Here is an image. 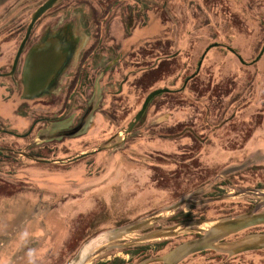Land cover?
<instances>
[{
  "label": "flooded vegetation",
  "instance_id": "1",
  "mask_svg": "<svg viewBox=\"0 0 264 264\" xmlns=\"http://www.w3.org/2000/svg\"><path fill=\"white\" fill-rule=\"evenodd\" d=\"M44 1L0 0V174L22 170L21 165L27 158L19 153L21 151L43 157V148H52L64 140L85 135V141L117 142L116 146L105 148L113 151L134 147L135 143L167 142L174 144L176 148L183 146V149H187L191 143L202 145L210 141L211 144L219 143L224 153L228 154L227 158L234 159L236 149L233 146L225 148L223 141H234L235 131L232 129L224 134L222 128L231 120L237 99H243L242 95L246 93L244 88L234 92L235 86L243 80L249 81L248 77L251 75L249 70L234 69V58L247 66L252 60H244L241 51L235 47L238 44L234 43L236 38L233 28L229 27L231 23L224 22L227 32L223 35L221 30L224 28H220L223 23L192 22L194 13H189L186 7L192 0H163L162 6L167 9L168 5L171 13L172 10L175 13L176 5H184L180 9L184 11L186 18L190 17V21L187 19L185 22L163 19V14L156 12L155 0H147L148 4L132 0L136 6L127 9L125 5L122 10L125 11L124 14L119 12L121 0H97L95 4L91 0H57L36 17L29 27L32 13ZM194 2V5L197 4L196 10H200L198 12L211 14L212 17L219 15L217 8H225L228 15H233V0ZM75 3L86 5L92 13L90 22H72ZM242 3L243 9L249 11L246 0ZM92 4L98 8H92ZM114 5L117 8H113ZM112 9L118 13V23L105 22ZM153 14L161 21L150 22ZM206 28L216 33L208 38L209 41L196 55L193 70L190 73L178 71L176 64L179 61L186 64L193 56L189 54L188 57L185 51L196 46L195 33ZM245 40L247 38L243 40V44H249V37L248 42ZM44 41H58L59 49L66 54V58L50 85L28 94L25 92L28 55L32 48ZM172 48L179 51L178 58L173 59L176 55L171 53ZM215 48L224 53L216 59L215 68H221V63L224 70L227 69L225 79L228 80V85L219 92L215 91L219 71L214 70L211 76H206L203 72L206 64L215 59ZM226 59L230 63L224 66L228 63ZM197 80L201 83H197L196 89H189L190 82ZM157 88L166 90L148 101L129 132L120 134L121 130L117 129L122 127L123 117L130 114L128 111H133L124 126L126 128L127 123L141 108L146 95ZM162 94L174 95L177 101L171 104L164 101L155 105V99ZM124 96L128 98L122 101ZM213 97L221 99V112L214 106L216 101L213 102ZM241 103L242 107L247 104L244 101ZM87 113L86 121L74 134L45 140L46 144L39 138L44 129L61 132L75 128ZM96 116L103 120L108 118L110 126H115V129L107 135L105 128H94L91 122L95 123L99 119ZM240 140L241 150L245 151L249 136ZM127 142L130 144L120 149ZM47 143L53 145L48 146ZM191 158L195 159L193 156ZM4 165H7L6 168L2 167ZM184 216L182 219H189L188 213ZM252 232L264 231H248L243 234ZM240 233L241 231L234 234ZM182 234H189L188 239L199 235L198 232ZM236 237L238 236H229L224 240ZM24 239L22 234H9L0 242V264H12L16 259L18 262L21 260V252H25V247L21 246ZM16 254L19 255L16 257ZM186 259L187 257L178 264H185Z\"/></svg>",
  "mask_w": 264,
  "mask_h": 264
},
{
  "label": "rangeland",
  "instance_id": "2",
  "mask_svg": "<svg viewBox=\"0 0 264 264\" xmlns=\"http://www.w3.org/2000/svg\"><path fill=\"white\" fill-rule=\"evenodd\" d=\"M96 1L91 0L94 4ZM141 1L147 3V0ZM242 1L233 0V15H228L225 8H217L219 13L217 17L198 12L200 10H196L197 4L194 5V0L186 4V7L189 13H194L192 22L196 24L207 21L223 23L220 27L224 28L221 30L223 35L227 32L224 22L231 23L229 27L233 28L236 38L234 43L238 44L235 47L241 51L244 60L251 61L264 41V0H246L249 11L243 9ZM120 2L122 4L118 7L121 8L119 10L121 14L125 13L122 11L125 5L127 9L136 6L132 0ZM154 3L156 12L165 17L163 19L168 21L172 19L174 22H185L187 19L190 21V17L186 18L184 11L180 9L184 5H176L175 13L173 10L171 13L168 5H166L167 9L162 6L163 0H155ZM91 6L96 7L93 4ZM113 8L117 6L114 5ZM109 12L105 22L118 23L120 19L117 11L112 9ZM91 16L92 13L86 5L75 3L74 13L71 15L73 23L90 22ZM215 33V31H208L207 28L195 33L196 46L185 51L188 57L193 56L186 64L179 61L176 64L178 71L190 73L193 70L196 55L209 41L208 38L215 36ZM248 37L249 44L244 45L243 40L247 38L245 42H248ZM213 50L215 59L206 64L203 72L206 76H211L214 70L219 71V77H217L219 82L215 86V91L219 92L228 85V80L225 79L227 69L224 70L221 63V68H215L216 59L224 53L217 48ZM170 51L174 56L176 55L173 59L180 55L177 48H172ZM226 62L224 66L229 65V59H226ZM234 63V69L249 70L251 73L248 77L249 81L243 80L235 86L234 92L242 91L244 88L246 93L242 95L243 99L241 97L237 99L238 103L234 108L236 110L232 113L233 116L230 117L231 120L222 128L224 134L232 129L235 131L234 141H223L225 148L233 146L236 149L234 159L227 158L228 154L224 153L219 143L211 144L210 141L203 143L204 145L191 143L187 149H183V146L176 148L174 144L167 142L135 143L134 147L123 149L130 144L127 142L122 144L121 151L104 149L94 155L62 164L36 163L27 158L21 165L22 170L12 174H0V242L9 234H22L25 237L21 245L25 247V252H21L23 255L19 262L16 259L12 264H54L55 261L56 264H67L79 247L90 237L155 212L182 197L199 202L234 194L240 189L264 191V52L258 60L248 66L241 64L237 58H234ZM197 83H201L200 80L191 81L188 88L195 90ZM125 98L128 97L124 96L122 101ZM213 98V102L216 101L214 106L222 107L221 99ZM164 101L171 104L177 99L174 95L162 94L154 102L156 105ZM243 101L247 103L244 107L241 103ZM240 107L245 109L240 111ZM221 109L219 108L220 112ZM128 113L130 114L123 117V125L117 131L125 128L133 111L130 110ZM155 118L157 119L158 116L156 115ZM92 123L94 128L96 126L102 130L105 128L107 135L115 129V126H110L108 118L105 120L99 118L95 120V123L91 122V125ZM120 132L122 134L124 131ZM248 136L249 143L246 145V150L242 151L240 139H246ZM85 138L87 135L64 140L52 148H43V156L44 158L46 156L48 158L71 157L93 149L103 142L85 141ZM43 143L46 144L45 140ZM113 143L115 142L109 144ZM192 156L195 159H192ZM6 166L2 167L6 168ZM234 166L239 168L222 173L225 169ZM200 189L201 191H198ZM258 201L259 197L252 193H245L228 199L185 203L173 211L162 212L161 219L153 222L149 227L136 230L115 242H127L148 230L182 221L213 220L235 215L245 212L248 208L251 209ZM187 213L189 219H182ZM180 217L182 220H178ZM202 226L206 227L208 223ZM258 228L263 227L258 226ZM188 235L178 234L136 245L114 247L94 257L89 264H108L112 261L115 262L114 264H127L129 261L136 264L145 256L163 254L177 243L188 239ZM243 235L237 234L238 237ZM242 253H238L237 257L229 256L230 258L225 254L229 259L223 264H237L239 261L245 264V254L248 257L252 252ZM18 255L16 254V257ZM204 260L203 256H195L189 258L185 264H209L207 260ZM150 264H157V262Z\"/></svg>",
  "mask_w": 264,
  "mask_h": 264
},
{
  "label": "water",
  "instance_id": "3",
  "mask_svg": "<svg viewBox=\"0 0 264 264\" xmlns=\"http://www.w3.org/2000/svg\"><path fill=\"white\" fill-rule=\"evenodd\" d=\"M57 0H45L41 5H39L36 10L31 15V20L29 27L32 22L43 13L47 8L52 6ZM28 27V29H29ZM58 41L50 42L44 41L43 43L32 48L28 55L27 60V74L25 80V92L28 94L35 93L36 90L40 88H45L50 85L52 78L55 73L61 67L66 58V54L59 49ZM264 52V41L252 60V62L258 60ZM166 89L157 88L149 92L141 108L136 112L133 119L127 123L126 128L121 129L124 132H129L133 124L139 119L144 108L146 107L148 101L156 94L165 91ZM88 113L85 114L80 121V123L73 129L65 130L61 132H50L44 129L42 135L39 136L42 140H48L61 135H72L83 122L86 121ZM118 143L109 144L108 140L103 141L99 146L80 152L71 157L65 158H44L36 157L25 153L23 151L19 152L26 158L40 162V163H65L75 161L83 156L92 154L94 152L100 151L105 148H110L116 146ZM0 149H2L0 147ZM239 166H234L225 169L222 173H227L234 171ZM198 191H201L198 190ZM245 193H252L259 197V201L249 210L241 212L235 215H228L219 217L213 220H192V221H182L174 225L162 226L152 230H148L145 233L132 237L127 242L118 243L115 242L117 239H122L127 237L128 234L133 233L136 230H142L149 227L153 222L161 219L162 212L173 211L178 206L185 203H202L216 199H228L233 196H238ZM264 191L262 190H251V189H240L234 194H227L218 196L215 198H209L199 202H195L187 197H182L176 202L165 206L155 212L149 213L141 218L134 221L126 223L124 225L102 231L88 240H86L77 250L76 254L67 264H89L92 259L108 249L114 247H125L127 245H136L144 243L148 240L166 238L171 236H176L178 234L187 232H198L199 235L193 238L183 240L166 252L158 256L146 257L137 262L136 264H150L154 262H159V264H178L180 261L188 257L189 255L200 252L206 249L214 250L215 252L227 254V256H232L238 253L246 252L249 250L264 249V232H252L244 234L241 237L224 240L234 233L245 230L247 228L264 224ZM208 226L203 227L202 225ZM194 226V228H190Z\"/></svg>",
  "mask_w": 264,
  "mask_h": 264
},
{
  "label": "trees",
  "instance_id": "4",
  "mask_svg": "<svg viewBox=\"0 0 264 264\" xmlns=\"http://www.w3.org/2000/svg\"><path fill=\"white\" fill-rule=\"evenodd\" d=\"M46 158H48V156H46ZM49 158H53V157H49ZM248 209H246V210H248ZM258 226L259 227L262 226L263 228H258ZM248 231H264V224L253 226V227L247 228L245 230H242L240 234H243V233L248 232ZM231 236H237V234H234V235H231ZM245 253H251V254L248 255V257H247V254H245V259H246L245 260L246 261L245 264H264V249L250 250V251H247ZM239 254H243V253H239ZM239 254H236L234 256L237 257ZM195 256H203L205 258L204 261L207 260V262H209V264H223L227 259L230 258V257L228 258L225 254H221V253L215 252L214 250H211V249H206V250H203V251H200V252H196V253H193V254L189 255L186 260H188L189 258L195 257ZM145 257H143V258H145ZM109 263L110 264H114L115 262L112 261V262H109ZM127 264H132V262L129 261V262H127ZM237 264H243V263H241L239 261Z\"/></svg>",
  "mask_w": 264,
  "mask_h": 264
},
{
  "label": "crops",
  "instance_id": "5",
  "mask_svg": "<svg viewBox=\"0 0 264 264\" xmlns=\"http://www.w3.org/2000/svg\"><path fill=\"white\" fill-rule=\"evenodd\" d=\"M161 20L156 19V16L153 14V16H150V22H158Z\"/></svg>",
  "mask_w": 264,
  "mask_h": 264
}]
</instances>
